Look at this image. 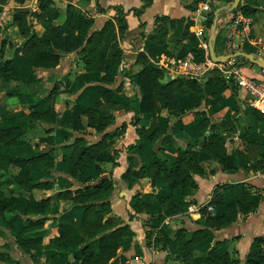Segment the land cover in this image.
Returning <instances> with one entry per match:
<instances>
[{
  "label": "rangeland",
  "instance_id": "374dc122",
  "mask_svg": "<svg viewBox=\"0 0 264 264\" xmlns=\"http://www.w3.org/2000/svg\"><path fill=\"white\" fill-rule=\"evenodd\" d=\"M76 1L79 0H72L71 3H69L70 1L67 3L65 0H54V4L51 6L49 12L42 13L40 11L39 0H26L22 3L16 2L15 0H0V62L3 63L5 60L9 59L12 60V64L8 71L5 72L0 70V128L8 129L16 126L21 127L25 131L27 139L31 140V144H29L31 145L30 147L24 146L13 148L0 144V171L8 170L12 174L19 173L22 167L13 164L10 161L11 157L17 155H20L21 157H31L32 154H34L31 147L36 141H39L41 143L42 152L51 151L53 150V147H57L56 154L58 157L56 165L54 169H51V172H47L46 169H44V161H38L34 164L25 166V170L38 180H54L64 176H69L73 179L56 185L49 195L43 191H33L31 194L24 195L17 200L15 206L16 213H0V262L5 264H48L49 257H54L57 262L66 263L68 261L71 264H82L81 252L69 254V257H65L61 252L68 249V246L65 245L64 242L51 241L60 235V222L64 217V215L62 216V212L64 207L67 206V203H65L64 200H60L62 193L65 192L61 191V189L89 188V186L95 188L102 179L108 178L113 174L115 171L114 169L118 164L116 160H120L124 165H127V170L129 168L135 170L141 166L139 163V157H141L140 154L145 150V147L141 143L143 139L136 138V135H133L131 140L126 139L124 142H121L122 135L120 134L122 133L120 132H123V130H121V127L116 128L117 124L120 125L126 122L128 123V126L131 125L135 128V126L131 124L137 108V104L132 102V98L137 92L136 89H134L135 84L132 82L133 74L138 73V71L145 66L152 68V75L158 82L157 84L161 86L160 90H162L161 94H163V96L157 101L158 113H166L168 109H171L167 98L170 97L169 95L171 94H169V90L171 91L173 87L172 85L171 87H168V85L174 81V76L183 79L181 88H183L184 91H188V89L192 88L189 87L190 83H188V80L191 79L190 77H196L200 80V85L198 84L197 87L205 86L202 80L207 78V81L208 79H211V81L219 85L220 88H231L235 93L239 92L242 88L238 85L236 78H226L223 72L216 69L218 68L217 66H214L215 68L210 67L211 65L209 66V58L206 56L205 49L200 46V40L199 45L198 43L192 44V46L185 44L184 39L186 38L182 37L184 31L182 28V22H174V24H172L174 29L170 31V44L167 48L170 55L164 53L159 58L153 60V58H149L143 52L139 53L138 48H136V50L131 48L136 54H132L133 52L129 53L130 63L127 65L128 67H125V64H127L126 62H119V59L122 57V52H120L118 48H121V41L123 42L121 35L124 34L126 27L123 26V21L119 20L118 11L109 9L104 13L109 14L108 17L111 16L116 20L115 25H112L115 26L116 33L113 35L109 32L102 40L101 46L94 52V55H91V53L88 55L87 50L85 49H89L87 47L86 38L80 39V37H78V35L75 36L74 33L78 31L82 18L94 20L90 31L95 28L96 22L95 18L88 13L90 5L88 4L83 7H86V10L80 7L78 4L79 2L76 3ZM231 2H233V0ZM259 3L260 0H241L239 6L242 7L249 5L256 8V12L251 17L244 14L243 8L239 7L240 9H237L242 16L249 19L252 31L249 34L243 35L242 40L244 43L251 44V46L255 48L254 50H257V52H253L257 53L256 57L262 56L259 48L262 49L264 47V8L259 7ZM54 13L58 14V17L54 19V23L59 28L60 39L58 41V48L54 45H51V48H56L58 51L60 50L63 62L60 61V63L58 62L57 64L47 63L40 69H33L26 64L24 60L25 50L27 49V38L32 33H37L39 36H42L46 30L45 24L43 23L44 19L47 17L52 18ZM110 14L114 15L112 16ZM112 18L108 20L111 22ZM187 23L189 24V22ZM19 24L23 25V31L19 27ZM111 24H113V22H111ZM254 25L255 27H253ZM212 27L213 23H211L207 29L210 33ZM191 30V27L187 26L185 28V35L191 34ZM118 35H120L119 39ZM157 36H152L151 34L149 39L153 37L157 42L165 39V35L162 37L161 34ZM145 37L146 36L142 34L140 38L144 40ZM2 47L4 50L1 52ZM238 49L239 48L237 47V50ZM19 56L22 57L21 60H17ZM241 60H238L240 65L242 62ZM72 63H76L80 68L83 66V72L79 74L74 70V72L67 71L68 74L66 72V75L58 73L59 71L61 72L64 67L67 68L65 70H69L68 66ZM84 63L87 64L86 67ZM160 66L164 70L157 68ZM252 69H257V67H253ZM262 74L264 76V72ZM73 75L74 77L76 76V80L78 79V84L80 81L85 82L87 80L92 83V85L89 86V91L88 87L86 89L85 102L77 100L76 95H78L77 91L79 90L73 91L71 87L72 85H68V80H73L68 79V76L73 78ZM165 77H167L166 80ZM121 79L124 80L120 81ZM123 82H126L127 84L125 83L124 85ZM180 92H182V89H180ZM57 94H59L58 96L61 98L63 97L62 100L60 97H57L58 99H56L58 100V103L62 105L56 106L55 104L57 102L54 98ZM174 94H176V90H174ZM248 96L251 101H248L250 107L253 105L251 96L249 94ZM225 104L226 103H224V105ZM48 106H54L52 107V110L57 113L55 121L51 118L52 116H49L50 122H32L30 120L29 114L31 111L37 110L36 112H45V110L42 109H46ZM91 110H94L95 112L90 113ZM218 112L219 110L217 109L215 114ZM77 116L80 119H78ZM109 116L113 117L114 123L110 122L104 126L103 123ZM231 116L233 117L234 115ZM94 119L99 121V125H101L102 128L92 125ZM29 122L34 123L33 125L35 126L27 127ZM139 123L141 125V118ZM202 123L203 121L196 125L199 126ZM226 123H228V121ZM189 124L191 129H193L195 121H192ZM154 125L156 126V124ZM180 126H184V124L180 122ZM204 126L205 123L202 124L199 129ZM90 130L91 134H89ZM229 130L230 129H227L226 136H238ZM106 134L115 135L113 138H108L105 141L106 146L99 152L96 160L80 167L83 181H75L69 173L70 155L69 158L67 157V160L62 158L63 155L66 156L68 152L66 144L69 142L72 143L76 138L82 135L87 136L86 144H90V141L99 142ZM50 137H53L55 140L53 145H50L48 139ZM239 141L241 143V149L236 148V150H240L245 153V155L247 154L245 159L249 158V164L245 167L240 165L234 167L235 164H231L230 161L229 164H231L232 167H230V171H227L226 173H235L234 170H242L249 173L251 171L256 172L251 169L253 163L251 162L252 157H250L251 155H254V157L256 156L254 145L249 142L245 143L242 139H239ZM127 142L129 144L133 143L132 145L135 144V147L132 145L130 146ZM173 143H175L174 140ZM149 144L150 145L147 146V149H149L151 153L150 156L148 154H146V156L151 160L156 153V147L153 143ZM136 145H141V147L138 148ZM174 145L176 152L179 153L180 148H178L176 143ZM234 146L235 145H230L229 149H232ZM163 153H165V149ZM201 162L205 166L206 171L204 174H199V181L205 185L208 184L207 180H210L211 175H213L210 172L212 165L214 162H217L206 157H203ZM97 166H99L100 169H98ZM233 168L237 169L233 170ZM127 170L119 175V178L123 183L121 186L114 187L111 197L115 192L120 196V199L125 200L127 193L131 189H134L135 187L137 188L136 191L132 192L128 197L129 202H125V208L127 209V212H125V220L133 221L134 219H139L138 215L143 216L144 213H146L147 216L145 217V220H143V224L146 227L145 242L152 253L161 250L166 252L165 264H184L180 259V253L182 252L181 249L183 248L185 250L201 246H210V252L212 253L222 252L228 255V259L214 261L212 264H232L234 259H240L239 252L234 244L241 236H237L236 233L224 240H217L214 236V232L222 228L206 226L204 223L208 218H214L215 221L210 224L216 225V218L229 215L228 218L231 222L230 225L225 227L228 228L234 223L241 224L247 219L251 212H255L253 209L249 213H245L238 203H235L234 207L230 209L227 206L228 203L233 204L235 198H240L239 195H242V187L245 186L244 182H239L235 186L234 184L229 183L231 187L225 189L217 184L213 189L212 194H209L205 201H198L196 198L191 199V201L188 202L189 204H186L184 209L182 208V210L185 211L184 216H187L190 219H184L182 221L183 223L188 222V224H191L189 225L190 227L196 228L193 230L189 228V230L187 227L182 226L172 229V227L169 228L170 225H167L166 227L165 222L168 217V215H166L167 213H165L166 211L163 210L164 213H162V210L158 209V207L161 208L159 201L161 195L156 193L157 190L155 189V186H157V180L154 184H151L153 189H149L147 197H144L142 196L140 189H138V184L139 186L141 185V183H139L140 181H138L140 178L130 174L127 175ZM224 180L228 181L224 178L221 182H224ZM248 186L249 188H252L249 184ZM8 188L9 187L7 186L0 187V191L4 189L7 190ZM196 190L197 189H195V191ZM225 192H230L231 195L227 196ZM179 195H181L180 192ZM111 197L107 201L97 202L96 209L104 211V213L111 212L112 216L110 218H122L113 212V209L111 208ZM225 198L228 202L225 201ZM153 199L156 201V210L151 211L150 206ZM29 205H34L37 210L32 215H25L26 209ZM231 209L232 212L230 213ZM73 212L74 215L72 214L71 217L76 216L77 213L82 216L84 209H75ZM180 219L181 218H178V220ZM31 223L33 224L30 225ZM33 227H42L43 231L37 236L43 238V245L37 250H27L22 248L18 243L19 237L25 230ZM194 235L196 236L193 237ZM191 238H193L192 241ZM186 240H190L188 245L182 244L181 247L177 245V241H182L183 243ZM213 240L215 241L213 245L208 244ZM133 248L134 251L132 252L131 250H133ZM122 249L123 251L131 252V256L128 260L122 257ZM142 255V249L136 247L133 238H129L124 243L123 248L120 246L117 249V253L114 257H106L109 256L106 255V250L103 251L100 248V253L93 258L91 264H108L109 261L110 264H138V260H141ZM245 262H243V264ZM240 263L241 260L239 264ZM149 264H155L154 260L150 261ZM189 264L197 263L192 262Z\"/></svg>",
  "mask_w": 264,
  "mask_h": 264
},
{
  "label": "crops",
  "instance_id": "0c3cea01",
  "mask_svg": "<svg viewBox=\"0 0 264 264\" xmlns=\"http://www.w3.org/2000/svg\"><path fill=\"white\" fill-rule=\"evenodd\" d=\"M65 1H67V3H68V1H70L69 3L72 2V0H65ZM16 2H18V1H16ZM233 2H234V0H233ZM233 2H226V0H224L223 2L215 4V8L211 12V18H210L211 21L209 20L208 28L210 26V23H214V19H215L214 17H215L216 11L218 9H220L221 7H223L224 5L231 4ZM76 3H78L79 6L82 8L88 4L90 5V10H88L89 11L88 13L93 18H95V22H96L95 28L92 31H90V33H89L90 35L94 31L101 29L105 25V22L107 23L109 21L108 19L112 18L111 16L108 17L109 14H106L104 12L103 13L98 12L97 4H99L103 8H105V12L109 9H114L112 6L120 5L123 7V10L126 12V16H125L124 20H122V19H119V20L123 21V26L126 27V30H125L124 34L121 35L123 42L121 41V44H122L121 48H118V49L120 50V52H122V57H121V59H119V62L120 61L126 62L127 64L124 63L125 67H128L127 65H129V63H130L129 62L130 61L129 60V53L133 52L132 54H136V53H134L133 50H131V48H133L134 50H136V48H138L139 53L143 52L149 58H153V60L155 58H159L164 53L170 55V53L167 51V48H168V45L170 44L169 34H170V31L172 29H174V27L172 26V24H174V22L175 23H179V22L183 23L182 28L184 31H183L182 37L186 38V39H184L186 45L188 44L189 46L190 45L192 46V44H195V43H198V45H199V43L201 42V41L199 42L200 38L198 35L199 29H200V24L197 21L198 7L200 4V0H151L150 5L148 7H146V9L143 11V13L140 16H136L134 14V10L141 8V6L143 4L142 0H89V1L88 0H79V1H76ZM239 5H240V3H239ZM239 5L237 8H239ZM237 8L234 9L233 11L222 10L219 12V16H218V20H217V27H216V38L212 42V46H213V49H214L216 56L229 54V51L226 48V42H225V34H226V28L225 27L227 25L224 26V24H225V21H227V19L229 21L230 18L241 15L240 12H238L239 10H237ZM83 9H86V7ZM234 13H236V14H234ZM110 15L113 16L114 14H110ZM118 15H117V17H118ZM157 17L161 18V20H157ZM242 17L244 19L249 20L248 18H246L244 16H242ZM221 21H224V23L221 24ZM111 22H113L112 25H115L116 20L112 18ZM187 22H189V24ZM187 26L191 27L192 32H191V34L185 35V28ZM253 27H255V25ZM206 31H207V34H206V32L203 33L202 37L205 39H208V41H209V57L208 58H209V66H210V63H216V62H214L210 56L211 33L207 29H206ZM251 31H252V28H250L248 31L239 30V32L237 33V36H236V43L238 44V48H239L237 50V52L238 51H245V52H252V53L257 52V50H254L255 48L253 46H251V44L246 43V42H245L246 43L245 44L242 40V36L249 34ZM109 32L114 35L116 33L115 26H112L111 29L108 31V33ZM44 33H45V31H44ZM44 33H43V35H44ZM108 33L106 34V36L108 35ZM142 34L144 36H146L144 38L145 41L142 40V38H140L142 36ZM151 34H152V36H157V35L161 34V37L163 35H165V39L157 42L155 39H153V37L149 39ZM37 35L39 36V34H37ZM74 35L75 36L78 35V37H80V39L82 38L81 34L79 32V29L76 33H74ZM192 35L195 36V39H193V40L190 39ZM42 36H39V37H42ZM119 37H120V35H118V39H119ZM59 39H60V37H59ZM200 46H202L201 43H200ZM85 49L87 50V53L89 55L90 50L87 48H85ZM259 50L262 53V54L260 53L262 55L261 57L264 58V55H263L264 47L262 49L259 48ZM58 53H60V56H61L60 50L58 51ZM253 54L255 56H257V53H253ZM237 57L240 60L242 59L241 65L239 64L240 65L239 70L243 75L255 77V78H264V76L262 74L264 72V69L260 68L258 65L251 62L246 57H243V56H237ZM21 59H22L21 56H19L17 58V60H21ZM24 60H25L26 64H28L30 67H32L26 61L25 58H24ZM60 61L63 62L62 56L60 58ZM60 61H59V63H60ZM226 62H224V63H226ZM47 63L48 64H52V63L55 64L56 62H45V64H47ZM11 64H12V62H11ZM73 64L74 63H72L68 66L69 70H65L67 68L64 67V69H62V71L61 72L59 71L58 73L65 74L67 71L68 72L69 71L74 72V70H75V72L77 71L79 74H81L83 72V70H82L83 66H81V68H80V67H78V65L76 63L74 65ZM216 64H219V63H216ZM86 66H87V64H85V67ZM253 67H257V69H252ZM157 68H161V66L157 67ZM33 69H35V68H33ZM150 69H152V68L150 67ZM216 69H218V68H216ZM162 70H164V69H162ZM68 72H67V74H68ZM136 74H133V75H136ZM173 78H174V81L169 84L170 86L168 85V87H171V85L173 87L171 91L169 90V94H171L169 96L173 99V107L171 109H168L167 111L165 110L166 113L165 112L164 113H162V112L158 113L157 101L161 98V96H163V94H161L162 90H160V93L157 94V96L155 97V111L151 114H141L139 116L141 118V125L139 123V128L142 127L141 129H142L143 133H141V134L137 133L136 127L134 128L131 125L128 126V123L126 122L127 127L122 132V134H120V135H122L121 142H124V140H126V139L131 140L132 139L131 137L133 135H136V138H142L143 139L141 143L145 147V150L140 154L141 157H139V159H140L139 163L141 164V166L142 165L148 166L152 160V159L150 160L146 156V154H148L150 156V153H151V151L149 149H147V146L150 145L149 143H153V145H155L156 148L158 145L159 149L155 148V152L159 156L167 159L170 163H174L177 160V157L179 154L176 152V149L174 148L175 143L178 145V148H180V149L189 148V149H191L197 153L199 152L198 157H197V161L203 167L204 170H205V166L201 162L203 157H206L212 161L217 162V163L214 162V164L212 165V169L210 170V172L212 170H214L215 173H211L213 175H211L210 180H207L208 184L204 185L203 183H201L199 181V174L193 175L194 179L199 182L198 188H191L188 186H181V185L176 186L174 188H171L169 186V183L165 179H158L157 180V182H156L157 186H155V189L157 190L156 193L158 195H161L159 197L161 208L158 207V209L162 210L161 211L162 213H164L163 210L166 211L165 213H167L166 215H168V217H167L165 224H166V227H167V225H170L169 228L172 227V229H176V228H179L182 226L187 227V229L191 228V230L196 228V227H194V228L190 227L189 226V225H191L190 223L189 224H188V222L183 223V221H182L184 219L185 220L190 219L189 217L184 216L185 211L182 210V208L184 209L185 205L189 204L188 202L191 201V199L196 198L198 201H205L208 198L209 194H212L213 189L215 188V186L217 184L220 186L221 185H228V187H231L229 185V183H232L235 186L239 182H244L245 186L242 187L243 190L241 193L243 194L244 192H248L247 199L254 206L255 212H251L250 215L247 217V219H245V221H243L241 224L240 223H234L233 225H231L228 228H222V229H219V230L214 232V236L217 240H224L227 237L235 235L236 233H237L236 234L237 236H241L239 238V240L235 241L234 245H235V248L239 252V258H240V259H238V258H236V259H238L239 261L241 260L240 264H243V262H245V259H247L246 256H248V254L250 252V249H251V246H252L254 239L258 236H264V168H262L260 170L258 169L256 172L251 171L250 173L242 171V170L241 171L234 170L235 168H233L235 173L230 174V173H226V172L230 171L229 168L232 167L231 164H235L234 167H238L239 165L242 167H245L246 165L249 164V158L245 159V156H247V154L245 155V153L241 152L240 150H236V148H240V146H241L239 139H242L245 143L249 142L252 145H255L258 143L264 144V125H260L258 123V121L256 120V118L254 117V115L250 112V110H249L250 107L248 104V101H250V99H249V96H248L245 89L241 88L239 90V92H240V95H239V92L235 93V91L231 88H228V87H227L228 89H225L224 87L220 88V86L217 85L216 83H214L213 81H211V79H208V81H207L206 80L207 78H204L202 80V82H204V85L206 87L205 86H202L203 88L197 87L198 84L200 85V83H199L200 80L196 77H190L191 79L188 80V83H190L189 87H192V88L188 89V91H186V90L184 91V89L181 88L183 79H180L177 76H174ZM68 79H73L71 81L68 80V85H70V86L72 85L71 87H72L73 91L79 90V91H77L78 95H76L77 100L85 102L86 91H87L86 89L88 87V91H89V86L92 85V83L87 80L85 82L80 81L78 84V81H77L78 79L76 80V76L74 77V75H73V78H70L68 76ZM74 80H75V82H74ZM122 80H124V79H121L120 81H122ZM125 83L123 82L124 85H125ZM165 87H167V86H165ZM134 89H136V91H137L135 95H138V97L140 98L141 94H140L139 87L137 85H135ZM180 89H182V92H180ZM174 90H176V94H174ZM58 95L59 94L55 95L56 97L54 98V100L57 102V103H55L56 106L62 105V104L58 103V100H56V99H58L57 97H60ZM164 97H165V95H164ZM62 99H63V97L61 98V100ZM50 103L53 104L52 102H50ZM224 103H226L227 105L226 104L224 105ZM52 107H54V106H48V107H46V109H42V110H45V111L52 110ZM92 109H95V108H92ZM217 109L219 110V112L215 114ZM35 111H37V110H35ZM112 115H114V114H112ZM231 115H234V116L232 117ZM109 117H112V116H109ZM192 121H195V126L193 129H191L190 124H189ZM198 121L199 122L203 121L202 124L205 123V126L203 128L199 129V127L202 124L199 126L196 125L199 123ZM227 121H228V123H226ZM112 122L114 123V121H112ZM180 122H182L184 124V126H180ZM33 124L34 123L29 122V124H27V127H31V126L34 127L35 125H33ZM123 124L124 123H122L120 125L117 124L116 128H120ZM154 124H156V126ZM157 128H161L162 134L158 139H156L155 141H152V140H150L149 137ZM128 129H129V132H128ZM227 129H230L229 131H232L235 135H238V136H233V137L226 136ZM89 134H91V130H90ZM244 134L247 135L248 141H246L245 139L242 138V135H244ZM82 136L85 140L87 139L86 135H82ZM82 136H79V137H82ZM128 137H130V138H128ZM27 140L31 144V140H29V139H27ZM173 140L175 141V143H173ZM221 140L227 141V146H228V150H229V154L226 157L227 169H222L220 162L218 160H216L215 158H213L205 149V145L207 143L218 142ZM194 141H195V145H194ZM36 142H39V141H36ZM132 142H130V143H132ZM69 143H71V142H69ZM69 143L66 144V147ZM94 143H97V141H94V142L90 141V144H94ZM127 144H129V143L127 142ZM132 144H129V145L131 146ZM230 145H235V146L232 149H229ZM24 146L30 147L31 145L28 144V145L13 147V148L24 147ZM132 146L135 147V144ZM33 147H34V145L31 147L32 148L31 150L34 153V154H32V156H34L36 154L33 150ZM137 147L139 148V147H141V145H138ZM40 149H42L41 143H40ZM51 149H52V147H51ZM164 149H165V153H163ZM41 152H42V150H41ZM46 152H49V151H46ZM255 155H256L255 157H254V155H251L250 157H252L254 159L256 158L258 161H260L261 157L259 155H257L256 152H255ZM17 157H21V156L17 155ZM23 157L28 158L25 156H23ZM230 161H231V164H229ZM116 162L118 164L116 165V167L114 169L115 171L112 174V178L115 181V187L122 185L123 182L120 180L119 175L123 171L127 170V165H124L122 161L120 162V160H116ZM125 167H126V169H125ZM46 171L51 172V169L46 170ZM224 178H226L228 181L224 180V182H221ZM82 179H83V177H82ZM36 180H38V179H36ZM44 180H49V179H41L39 181H44ZM69 180H73V179L70 178L69 176H66V177L64 176V177H59V178H56V179L50 180V181H52L54 183V187H55L56 185L62 184L64 181H69ZM74 180L78 181V182L83 181V180H81V181L76 180L75 178H74ZM138 181H140L139 183H141L140 186L138 184V189H140V191L142 192V196L147 197V193H148L149 189H153V187L151 186V184H152L151 179L148 177H143V178H140ZM198 182H197V184H198ZM248 184L250 186H252V188H249ZM84 188L85 187L77 188V189L71 188V189H67V190L61 189V191H65V192L72 191L73 193H78L81 189H84ZM89 188L91 190L94 189V187H90V186H89ZM52 189H50V190L34 189L33 191L34 192L43 191L49 195ZM136 189H137L136 187L134 189H131L127 193L125 200L120 199V196H118V194L115 192L113 193V196L111 197V208L113 209V212H115L119 217H122L121 219L124 220V224L130 225V228L135 232V235L133 237L126 238L121 243L120 246H121V248H123L124 243L129 238H133V242H135L136 247H138L139 249L141 248L143 251V255L141 256V260H138V264H149V262L153 261V260H154L155 264H165L166 252L161 250L159 252L152 253V252H150V249L148 248V246L145 242V240H146L145 239L146 227L143 224V220H145V217L147 216L146 213H144L143 216L138 215L139 219H134L133 221L125 220L126 219L125 218L126 217L125 212H127V209L125 208V202H129L128 197L131 195L132 192L136 191ZM195 189H197V190L195 191ZM65 192H63V193H65ZM179 192L181 193V195H179ZM225 193L227 194V196L231 195L230 192H225ZM241 196L242 195H239L240 198H241ZM161 197H163V198L171 197V201H167V204H163L160 200ZM225 201L228 202V200H226V198H225ZM155 202H156L155 199H153L151 206H150L151 211L156 210ZM171 203L177 207L178 211L176 213H173L171 211V209H170ZM75 209H82V207L81 206L74 207V208L70 209V211H68L67 213L63 214L64 217L62 218V220L60 222L61 225L65 224L71 220H75L73 218L75 216L71 217L72 214L74 215L73 211ZM66 217H67V219H66ZM178 218H181V219L178 220ZM176 221H178V222H176ZM171 238H172V235H171ZM214 242L215 241L213 240L211 243H208V244L213 245ZM170 249H171V247H170ZM195 249L199 253L210 252V246L209 247L201 246V247H197ZM131 251L133 252L134 248ZM121 252H122V257L124 259L128 260L129 257L131 256L130 255L131 252L123 251V249L121 250ZM220 254H225V253L221 252ZM63 255H65V257H69L68 256L69 254H63ZM180 256H181L180 257L181 262L186 264L184 262V257L181 255V253H180ZM59 263H62V262H59Z\"/></svg>",
  "mask_w": 264,
  "mask_h": 264
},
{
  "label": "trees",
  "instance_id": "16d2710c",
  "mask_svg": "<svg viewBox=\"0 0 264 264\" xmlns=\"http://www.w3.org/2000/svg\"><path fill=\"white\" fill-rule=\"evenodd\" d=\"M18 2H24L26 0H16ZM40 1V11L42 13H47L54 4L53 0H39ZM89 1V0H88ZM143 4L141 8L135 9L134 14L140 16L143 11L151 3V0H142ZM232 0H226V2H231ZM118 11L119 18L124 20L126 12L120 5L112 6ZM241 7V6H239ZM243 12L246 16L251 17L255 12L256 8L249 5L242 6ZM238 9V8H237ZM240 9V8H239ZM98 12H105V8L97 4ZM51 13V12H50ZM58 17L57 13H54L52 18L44 19L45 33L42 37H39L36 33H32L27 38V49L25 50L26 61L35 69H40L44 66L45 62H56L60 61V53L56 50L58 48V41L60 37L59 28L55 25L54 19ZM157 20L161 18L157 17ZM211 21V20H210ZM94 20L82 18L79 26V32L82 38H86L87 47L90 50L91 55L101 46V42L111 29V22L105 23V25L94 31L91 35L88 34ZM211 24V23H210ZM21 30H24L22 24H19ZM22 30V31H23ZM191 40L195 39L192 35ZM54 45L56 48H51ZM3 47L1 52L3 51ZM11 59L5 60L3 63L0 62V70L8 71L11 65ZM153 70L148 66L141 69L136 75L132 76V82L137 85L140 89V98L135 95L132 98V102L137 104L136 113L133 116L131 124L136 127L137 133H143L142 129L139 128L140 115L141 114H151L155 111V97L160 93L161 86L157 84L158 82L152 76ZM169 107H173V99L171 97L167 98ZM250 112L254 115L256 120L260 125H264V112L250 106ZM95 112L91 110L90 113ZM49 116L54 119L57 117V113L53 110H47L45 112L31 111L29 114L30 120L32 122L43 121L50 122ZM78 119H80L77 116ZM53 121V122H54ZM113 121V117H107L104 126ZM93 126L102 128L99 125V121L94 119ZM127 124L124 123L121 126V130H125ZM122 133V132H120ZM116 134V133H115ZM115 134H106L105 137L97 143L86 144V140L83 137H78L72 143L67 145L68 152L63 155V159L67 160L70 155V169L69 173L76 180H83L80 167L86 165L87 163L97 159L100 151L105 148V141L108 138H113ZM162 134L161 128H157L151 135V140L158 139ZM25 131L20 127H11L8 129L0 128V144H4L9 147H17L22 145H28L30 142L25 136ZM242 138L248 141L246 134L242 135ZM50 145L54 144V138H48ZM56 147L49 152H41L40 143L35 142L33 150L36 153L32 157H11L10 161L22 167L19 173L12 174L8 170L0 171V187L7 186V190L0 191V213H16V203L17 200L22 198L24 195L32 193L34 189L50 190L54 187V183L50 180L39 181L30 175L28 171L25 170V166L34 164L38 161H44V169L50 170L54 169L57 162ZM206 151L216 160H218L222 166V169H227L226 157L229 154L227 141L210 142L205 145ZM254 149L261 157L258 161L256 158H252L254 171L264 168V144L258 143L254 145ZM198 153L186 148L180 149L177 160L174 163H170L167 159L159 156L157 153L154 154L150 164L148 166L142 165L138 169L127 170V175H132L137 178L148 177L151 178L152 184L158 179H165L171 188L176 186H188L191 188H197V181L194 179V174H204L205 170L197 161ZM262 165V166H261ZM100 169L99 166H97ZM236 169V168H235ZM211 173H215L214 170ZM115 187V181L112 175L108 178H104L100 181L96 187L91 190L90 188L81 189L78 193H73L72 191H67L62 194L60 200H64L67 206L64 207L62 215L70 211L74 207L81 206L84 208L81 220H71L65 224L61 225L60 235L57 238L52 239L53 242H64L68 246V249L61 252V254H73L76 252H81L82 254V264H91L94 257L100 253V248L104 251L106 250V257H114L117 253V249L120 247L121 243L128 237H133L135 232L130 228L128 224H124V220L118 217L109 218L114 222L119 224L118 227L113 229L111 232L105 233L100 238L91 240L89 242H84V237L80 235V229L83 228L84 224H89L90 226L96 223V217L103 215L104 211L96 209L97 202L107 201L110 199L111 194ZM221 188H227L228 185H221ZM218 187V188H220ZM217 188V189H218ZM248 192H244L241 198H235L233 204L228 203V208L234 207L235 203H238L240 208L245 212L249 213L254 209V206L248 201ZM161 202L167 204V201H171V197L163 198L161 197ZM170 209L173 213L178 211L174 204H170ZM34 205H29L26 209L25 215H32L36 211ZM232 209L230 210V213ZM229 215L216 218V225H211L214 222V218H208L205 221L206 226H215L216 228H225L230 225L231 220H229ZM47 218V217H45ZM31 223L30 225H32ZM42 227H33L25 230L19 237L18 243L20 246L27 250L39 249L43 245V238L37 236L42 232ZM203 234V233H202ZM205 235V234H204ZM194 235L193 237H195ZM193 238H191V241ZM190 240H186L182 243L177 241V245L181 247L182 244L188 245ZM79 245V246H77ZM181 255L184 257V262L186 264L195 262L197 264H212L214 261L226 260L228 259L227 254H220L219 252H197L195 248L181 249ZM102 252V251H101ZM239 260H233L232 264H239ZM0 264H5L0 262ZM48 264H71V263H59L54 257L48 258ZM245 264H264V236H258L254 239L250 252L247 256Z\"/></svg>",
  "mask_w": 264,
  "mask_h": 264
},
{
  "label": "built area",
  "instance_id": "2783aa9c",
  "mask_svg": "<svg viewBox=\"0 0 264 264\" xmlns=\"http://www.w3.org/2000/svg\"><path fill=\"white\" fill-rule=\"evenodd\" d=\"M224 0H219L223 2ZM217 0H200L198 7L197 21L200 24V29L198 32L202 47L206 51V56L209 57V41L202 37L203 33L208 29V23L211 18V12L215 8ZM225 21V20H224ZM221 21V24L224 23ZM227 25V26H226ZM224 26H226L225 42L226 48L229 54H234L237 52L238 44L236 43V36L239 30L248 31L250 29V22L244 19L242 15L230 18V20L225 21ZM238 57L232 56L226 63H210V67L217 66L218 69L224 73L226 78L232 77L237 79L238 85L246 90V92L251 96L252 105L256 109L264 112V78H255L243 75L239 70Z\"/></svg>",
  "mask_w": 264,
  "mask_h": 264
},
{
  "label": "clouds",
  "instance_id": "9594fccd",
  "mask_svg": "<svg viewBox=\"0 0 264 264\" xmlns=\"http://www.w3.org/2000/svg\"><path fill=\"white\" fill-rule=\"evenodd\" d=\"M219 3V0H217ZM259 7L264 8V0H260ZM167 77H165V80ZM112 216L111 212L103 213V215L96 217V223L92 224H84L83 228L80 229V235L84 237V242L95 240L98 237L103 236L105 233L111 232L114 228L118 227L119 224L110 220L109 218ZM78 222L81 220V216L79 213L75 217H73ZM79 246V245H77ZM110 264V261L108 262Z\"/></svg>",
  "mask_w": 264,
  "mask_h": 264
},
{
  "label": "water",
  "instance_id": "95a60500",
  "mask_svg": "<svg viewBox=\"0 0 264 264\" xmlns=\"http://www.w3.org/2000/svg\"><path fill=\"white\" fill-rule=\"evenodd\" d=\"M240 1L241 0H234L233 3L224 5L223 7H221L220 9H218L216 11L215 19H214V23H213V27H212V31H211V38H210V56H211L212 60L216 63H224L232 56H243V57H246L247 59H249L251 62L258 65L260 68L264 69V58L256 57L253 53H250V52L238 51L234 54H227V55H221V56L215 55V52H214V49L212 46V42L216 38V27H217V20H218L219 12L222 10L233 11L234 9H236L238 7Z\"/></svg>",
  "mask_w": 264,
  "mask_h": 264
}]
</instances>
